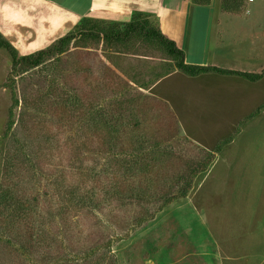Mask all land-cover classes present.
Segmentation results:
<instances>
[{"label":"rangeland","instance_id":"1","mask_svg":"<svg viewBox=\"0 0 264 264\" xmlns=\"http://www.w3.org/2000/svg\"><path fill=\"white\" fill-rule=\"evenodd\" d=\"M221 2L214 0L218 13L222 12ZM214 21L213 40H217L212 48L211 65L262 73L264 0H246L241 12H226V16L220 18L221 22L215 15ZM114 54L102 45L83 50L72 48L63 57L65 68L71 67L76 77L81 72L78 62L82 59V64H88L93 73L89 80L81 83L75 78L67 80L68 87L64 90L71 96L78 94L76 90L82 96L98 93L99 98L93 96L90 99L92 106L108 104L113 107V103L126 100V89L133 85L127 77L128 72L124 75L122 69L129 65V60L123 55L115 58ZM104 66L109 70L103 71ZM11 73L12 61L4 50H0V182L6 186L18 185L22 179L20 175L6 168L20 166L23 160L21 166L26 178L19 184L24 185L20 193L29 198H33V194L39 195L48 204L59 198L72 209L77 206V200L73 199L77 190L84 196L95 190L104 198L102 182L106 176L101 168H106L108 162L99 157L94 160L87 153L78 158L74 155V152L79 153L82 143L85 144L86 109H69L71 97L65 93L64 105L53 106L50 99H41L43 87L36 83L39 80L11 76ZM12 80L17 97L26 94L32 105L24 120L20 118L21 105L14 109L15 124L9 137L5 138L15 98L12 88L8 87ZM92 80H96L95 84L87 93L83 89L89 87ZM99 86L106 90L102 91ZM136 90L139 88H134ZM140 90L142 95L134 101L135 112H130V123L142 118L144 127L163 142L177 139L178 133L187 137L198 148L192 151L193 157L203 156L201 152L204 151L213 152L220 141L241 129L220 154L214 153L209 168L197 177L188 201L166 212L134 238L118 244L113 252L116 262L107 260L106 264H264V111L240 125L264 103V78L252 83L241 77L217 74L190 78L174 71L149 88ZM194 91L201 96L199 103L191 98ZM38 135L47 138L40 146L33 142ZM97 141L101 146L99 137ZM19 143L23 148L18 146ZM20 150L22 152L16 155ZM32 150L36 151V159L31 172L36 175H30L29 179L26 173L30 170L25 165L24 153ZM12 155L14 159L9 160ZM175 164L182 169L181 162ZM93 167L98 169L94 173ZM80 207L91 209V206ZM46 208L43 205V209ZM43 209L36 208V211L41 213ZM104 209L109 218L120 211L111 204H106ZM124 210L131 216L136 208ZM76 212H71L75 216L72 217L75 221L82 219L80 228L89 234L90 219L86 214L80 212L77 215ZM121 212L125 213L122 209L119 214ZM2 213L0 204V223L4 220ZM16 255L9 246L0 243V264H13Z\"/></svg>","mask_w":264,"mask_h":264},{"label":"trees","instance_id":"2","mask_svg":"<svg viewBox=\"0 0 264 264\" xmlns=\"http://www.w3.org/2000/svg\"><path fill=\"white\" fill-rule=\"evenodd\" d=\"M211 1L192 0L193 3L204 6L209 5ZM245 2L246 0H222V9L224 12L237 14L244 9ZM100 45L113 51L115 58L122 55L128 58L129 65L122 70L124 75L128 72L127 77L131 85L135 86L126 89V100L118 101L116 105L113 103V107H108V104L89 105L93 96L99 98L96 92L93 96H82L79 95L80 91L76 90L78 94L71 96L64 90L68 87L67 80L75 78L81 83L89 80L93 72L88 64H82L84 60L79 59L78 64L81 63V66L78 70L81 72L75 77L71 67L65 68L63 57L68 55L72 48L83 50ZM0 50H4L12 61L11 76L15 74L39 80L36 83L43 87L41 99H50L53 106L62 107L65 93L71 97L69 109H86L85 144L83 142L78 149L79 153L74 152V155L78 158L87 153L90 157L93 156L94 160L99 157L109 164L106 168H101L104 177L106 176L102 182L104 198L95 190H91L88 196L77 190L73 195V199L77 200L74 209L59 198L48 204L39 195L33 194V198H29L21 194L20 188L24 185L19 184L26 178L21 166L23 160L20 161V166H9L11 170L6 165L7 171L14 170V173L22 178L15 186H6L0 182V204L3 206L4 218L0 223V243L16 252L13 264H106L107 260L116 262L117 258L113 252L118 244L134 238L166 212L187 202L197 177L209 168L215 157L214 153L220 154L240 132L241 128H238L220 141L213 152L204 151L201 152L203 156L193 157L192 151L198 148L187 137L178 133L177 139L163 142L161 139L157 140V136L144 127L142 118L139 117L133 124L130 123V112H135L132 107L136 103L134 101L142 95L140 89L149 88L174 71L190 78L217 74L241 77L252 83L264 78V71L250 73L189 63L186 53L163 34L158 22L146 14L137 12L132 14L127 23L83 18L68 34L49 47L26 56L20 55L0 34ZM103 69L109 70L105 66ZM110 69L113 70L112 64ZM95 81L83 90L88 93L87 90H91L90 86L95 84ZM13 83L12 80L8 85L12 88L15 98L10 108L5 138L9 137L15 124L14 109L21 105L23 112H20V118L24 120L26 112L30 114L32 105L26 94L20 97L22 100L17 97ZM99 87L102 91L106 90L102 86ZM99 87L98 90L101 91ZM136 87L139 90L134 91ZM262 111L264 103L244 118L240 125L254 119ZM45 140L47 138L38 135L34 137L33 142L40 146ZM18 146L23 148L21 143ZM21 152L22 150L16 155ZM35 152L32 150L24 153L25 165H28L30 170L26 173L29 179L32 174L36 175L31 172L34 169ZM10 159H14L13 155ZM175 162H181L182 169H179ZM97 170L93 167L91 171L94 173ZM106 204L116 205L117 210L122 209L125 213L119 214V211L109 218L104 209ZM43 205L47 208L43 209ZM81 205L91 206V209L83 210ZM36 208H42L44 211L37 213ZM130 208H136L131 216L124 210ZM73 211L88 216L91 223L89 234H85L80 228L82 219L74 220L75 216L71 215Z\"/></svg>","mask_w":264,"mask_h":264},{"label":"crops","instance_id":"3","mask_svg":"<svg viewBox=\"0 0 264 264\" xmlns=\"http://www.w3.org/2000/svg\"><path fill=\"white\" fill-rule=\"evenodd\" d=\"M221 10L214 0L206 6L192 0H0V34L26 56L49 47L83 18L127 23L137 12L158 22L189 63L213 66L214 18L226 16ZM199 97L195 91L191 95L196 103Z\"/></svg>","mask_w":264,"mask_h":264},{"label":"built area","instance_id":"4","mask_svg":"<svg viewBox=\"0 0 264 264\" xmlns=\"http://www.w3.org/2000/svg\"><path fill=\"white\" fill-rule=\"evenodd\" d=\"M250 1H252V0H250Z\"/></svg>","mask_w":264,"mask_h":264}]
</instances>
